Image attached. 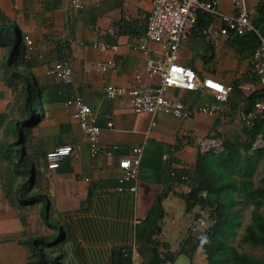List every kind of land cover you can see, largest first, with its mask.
<instances>
[{"label":"crops","instance_id":"crops-1","mask_svg":"<svg viewBox=\"0 0 264 264\" xmlns=\"http://www.w3.org/2000/svg\"><path fill=\"white\" fill-rule=\"evenodd\" d=\"M152 1L81 0L82 8L76 10L70 0H0V21L22 39L17 65L33 75L39 89L35 114L31 118L23 115L24 90L21 84L12 88L5 83L2 73L8 52L0 50V264H30L35 259L26 242L38 237L47 240L53 231L50 211L65 229L64 241L58 246L60 264H117L115 254L124 250L136 253L131 264L146 263L148 253L139 240L144 235L141 226L159 195L162 218L156 238L175 254L166 264H207L200 249L191 256L178 253L188 230L199 229L195 213H182V196L196 185L193 173L203 147L221 144L215 133L234 139L233 123L239 124L242 112L250 108V96L264 99V89L251 72L250 42L239 35H222L221 17L200 13L192 35L181 42L179 62L192 68L200 79L210 77L234 87L226 109L231 122L198 110L203 102H214L209 93L202 97L198 92L167 90L166 96L181 100L192 110L188 119L165 112H135L126 98H107L106 86L131 88L137 75L141 82L153 86L159 82L146 72L145 63L147 59L162 60L161 44L148 42L146 53L137 47ZM261 3L245 0L251 22L259 19ZM217 12L235 14L230 0H222ZM101 43L116 45V50L102 49ZM62 59L68 61L72 73L66 88L46 74ZM109 61H113L112 67L107 65ZM243 84L251 86L248 92L240 90ZM70 94L93 110L101 127L100 142L117 148V155L90 154L85 135L65 106ZM233 118L237 120L232 122ZM16 119L28 121L21 128V141L12 137ZM12 143L18 146L15 150L23 148L25 160L31 162L30 169L26 164V173L32 175L25 178L32 179L31 192L40 195L33 205H18L13 201L16 191L6 190L13 177L15 185L21 179L8 155ZM61 145L77 149L50 171L45 155ZM133 147L142 148L136 190L128 189L129 182L118 190V158ZM174 171L187 179L174 180ZM171 211L186 217L178 229L163 223ZM47 247L49 255L52 243Z\"/></svg>","mask_w":264,"mask_h":264},{"label":"trees","instance_id":"trees-1","mask_svg":"<svg viewBox=\"0 0 264 264\" xmlns=\"http://www.w3.org/2000/svg\"><path fill=\"white\" fill-rule=\"evenodd\" d=\"M261 1L262 3L257 9L260 17L252 24L255 28L264 30V2ZM11 29L13 28L0 21V48H5L8 52L3 64L4 80L12 88L18 84L22 85V90H24L23 115H28L31 118L35 114L39 89L33 80V75L30 72L24 74L17 65L18 46L22 39L15 32L17 34L16 40L12 43ZM241 37L246 39V42H250V47L253 50L256 48L257 39L253 34ZM10 48L13 49L12 53L9 51ZM61 86L66 88L63 84ZM249 100L252 104L248 110L242 112V115L253 112L256 102L264 101L262 98L254 99L253 96H250ZM27 122L23 119L13 121V138L18 135L16 131L19 133ZM242 132L245 136L243 141H240L238 137L229 140L215 133L214 138L217 137L221 140L220 147L218 149L209 148L198 154L193 173L196 185L182 196V200L185 203L186 211L197 208L198 212H201L206 209L211 224L199 235L193 230L191 232L188 230L187 237L183 239L178 253L191 256L194 251L200 249L207 264H264L262 260L251 254L239 252L231 244V240L236 235V230L241 226L237 206H254L250 216L251 222L244 227L240 240L251 247L261 248L264 255V215L259 211L264 205V188H254L252 183L256 158H263L264 160V118L254 119L249 122V125L245 124ZM21 139H24L23 133H21L20 141ZM258 140L262 141L263 145L254 149L253 145ZM17 147L15 143L10 144L8 152L9 157L11 156L10 161L14 164L15 173L20 177H30V174L26 173L27 162L23 148L15 150ZM172 175V178L179 182H184L187 179L186 175L181 172L174 171ZM15 179L16 177H13L6 188L7 192L16 191L17 196L13 201L20 206L33 205L39 201V193L31 192L32 179L29 181L26 179L16 185L14 184ZM160 201L161 195L154 202L151 213L142 222L141 229H143L144 235L142 238L139 237V240L142 241V246L148 253V262L143 264H166L171 262L175 256L168 251V246L164 242H160L156 238L160 232L158 223L162 218ZM195 216L198 218V213ZM26 243L31 249L32 257L35 258L34 260L31 259L30 264H60V254L49 259L53 256L48 255L46 248L51 243L47 242L44 237L33 238ZM125 252L124 250L115 254L117 264L132 263L131 252Z\"/></svg>","mask_w":264,"mask_h":264},{"label":"built area","instance_id":"built-area-1","mask_svg":"<svg viewBox=\"0 0 264 264\" xmlns=\"http://www.w3.org/2000/svg\"><path fill=\"white\" fill-rule=\"evenodd\" d=\"M222 0H153L152 9L147 17L146 28L138 44V49L147 52L149 41L160 43L163 57L161 61L147 59L145 63L146 72L157 77L159 82L156 86L141 82L140 76H135L136 85L131 88L123 86H106L105 94L109 99L124 97L129 107L135 112L157 113L165 112L179 119H188L192 110L188 109L180 100L166 96L169 88H180L195 91L205 88L213 99V103H207L198 108L204 114H219L226 112L228 98L233 86L224 84L211 78L197 76L192 68H185L178 63L180 58V42L186 39L194 30L197 16L206 13L211 16H220L223 26L220 30L222 35L229 33L243 36L253 34L257 39V46L250 58L251 72L258 78L264 87V30L254 27L249 20L245 0H230L234 15H223L217 12V4ZM264 2V0H263ZM71 6L78 10L82 8L81 0H70ZM27 44L31 42L25 38ZM102 49L110 48L116 50V45L99 44ZM109 67L113 62H108ZM46 74L54 76L64 86L71 84V69L64 59L58 61L52 68L46 70ZM248 89L247 86H241ZM65 106L72 111V118L78 123L80 130L85 135L89 152L92 156L112 158L118 154L117 148L103 145L100 142L101 127L97 116L82 99L75 94L65 100ZM264 118V102H256L253 112L242 115V121L249 123L254 119ZM77 149L74 145H61L55 147L45 155L46 167L52 171L59 167L60 163ZM141 147H133L119 156L117 161L118 176L120 184L118 190H122V184L131 183L130 191H135L137 186L138 171L141 162ZM199 226L204 221L199 218ZM132 258L136 253H131Z\"/></svg>","mask_w":264,"mask_h":264},{"label":"rangeland","instance_id":"rangeland-1","mask_svg":"<svg viewBox=\"0 0 264 264\" xmlns=\"http://www.w3.org/2000/svg\"><path fill=\"white\" fill-rule=\"evenodd\" d=\"M10 33L12 34L11 42L14 43L15 40H16L17 34H15V30L14 29H11ZM0 50L5 52L6 49L5 48H0ZM12 51H13V49L10 50V53H12ZM25 73L26 72H24V74ZM2 76L4 78V76H5L4 72L2 73ZM225 114H226V112L224 111V112H221L219 115H216V116H218L220 119H223L225 121L231 122L230 121L231 120V115L226 114V116H225ZM236 120H237V118L235 120L233 118L232 122H235ZM239 120H240L239 124L233 123V125H235V128H236L235 129L234 138L238 137L240 139V141H243L245 139V136H244L242 130L244 128V125L245 124L249 125V123L243 122L241 116H240ZM32 122H33V120L31 121V123ZM25 131H26V128L23 129V132H25ZM21 133L22 132L19 131L18 135L16 136L17 141L20 139ZM215 138H217V137H215ZM217 139L219 141H221L219 138H217ZM232 140H234V139H232ZM262 145H263V142L258 140L253 146H254V149H257V148H260ZM219 147H220V145H218L216 147V149H218ZM209 148H214V146L203 147V151H206ZM256 159L257 160H255L254 173H253V176H252L253 187L254 188H261V187L264 188V160H263V158H256ZM26 162H28L27 163V168L30 169V167H31L30 160H26ZM31 175L32 174L30 173V176ZM25 179L26 178L21 177V179L19 180V183L23 182ZM191 182L192 181H190V183ZM180 201L182 202V200H180ZM180 207L183 210L182 213L186 212L185 203L184 202H182V205ZM253 208H254V206H246V205L237 206V209H239V213H240L241 226L236 230V235L231 240V244L239 252H243V253H246V254H251V255L255 256L257 259L262 260L264 262V255H263V252H262L261 248H259V247H251V246L243 243L240 240L241 235H242V233L244 231V227L251 222L250 216H251V211L253 210ZM190 211L192 212V214L193 213H195V214L198 213V217L201 218L204 221V225L203 226H199L198 225L199 229L198 230L197 229L193 230L194 233H197L199 235L200 232L205 230L206 227L211 224V222L209 221V218H208V212H207L206 209L201 211V212H198L197 208L191 209ZM259 211L264 215V205L261 206ZM50 213H51L50 215H52L51 224L53 225V231H52L51 234H49V237H47V242L52 243V245H53V249H51V254H52L53 257L49 258V259H52V258H55L57 255H59L58 254L59 253L58 252V249H59L58 246H59V244H61L64 241L63 238H64L65 229H64L63 225L58 221V219H56L54 213L52 211H50ZM50 218H51V216H50ZM184 218H186V217L182 216L181 212L171 211V212H168L166 214V216L163 219V223L167 224V225H170L171 228H173V229L174 228L178 229L177 228L179 226L178 223H180V220H182ZM176 221H178V222H176ZM46 249H50V248L47 247ZM54 250H57V251L54 252Z\"/></svg>","mask_w":264,"mask_h":264},{"label":"bare ground","instance_id":"bare-ground-1","mask_svg":"<svg viewBox=\"0 0 264 264\" xmlns=\"http://www.w3.org/2000/svg\"><path fill=\"white\" fill-rule=\"evenodd\" d=\"M220 3V2H219ZM219 3L217 4V7H216V9L218 8V5H219ZM152 4H153V1H152ZM150 14V13H149ZM149 16V15H148ZM146 21H147V19H146ZM146 28V27H145ZM191 34V33H190ZM189 34V35H190ZM189 37V36H188ZM187 37V38H188ZM186 38V39H187ZM186 39H184V40H186ZM183 41V40H182ZM181 41V42H182ZM18 42V41H17ZM149 42H153V41H149ZM181 42H180V48H181ZM157 43V42H156ZM104 44H107V45H113V44H108V43H104ZM106 49H110V48H106ZM111 50V49H110ZM67 61V60H66ZM68 62V61H67ZM110 62V61H109ZM111 62H113V61H111ZM178 63L180 64V65H182L183 67H185V68H189L188 66H185V65H183V64H181L179 61H178ZM68 65H69V63H68ZM70 67V66H69ZM71 69V68H70ZM206 78H210V77H206ZM204 79V78H203ZM211 79H213V78H211ZM71 80H72V73H71ZM202 80V79H201ZM213 80H216V79H213ZM216 81H218V80H216ZM259 81V80H258ZM72 82V81H71ZM260 84V83H259ZM241 86H247L248 87V89H242V88H240ZM241 86H239V88H240V90H242V91H244V92H248L249 90H250V88H251V86L250 85H247V84H243V85H241ZM261 86V85H260ZM261 87H263V86H261ZM264 88V87H263ZM169 89H171V88H169ZM173 89H180V88H173ZM168 90V89H167ZM181 90H185V89H181ZM185 91H188V92H195V93H200L201 94V96L202 97H204V95L205 94H207V90L205 89V88H199V89H197V90H195V91H189V90H185ZM167 92V91H166ZM108 98V97H107ZM181 101V100H180ZM182 102V101H181ZM183 103V102H182ZM208 103V102H207ZM206 102H203L202 104H201V106L202 105H204V104H207ZM184 104V103H183ZM185 105V104H184ZM200 106V107H201ZM92 110V109H91ZM92 112H93V110H92ZM94 113V112H93ZM95 114V113H94ZM149 114H151V113H149ZM155 114V113H154ZM214 114V113H213ZM220 114V113H219ZM219 114H215V115H219ZM260 141V140H259Z\"/></svg>","mask_w":264,"mask_h":264}]
</instances>
